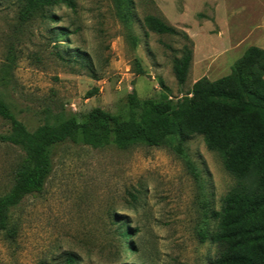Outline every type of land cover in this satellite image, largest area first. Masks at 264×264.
<instances>
[{"label":"rangeland","instance_id":"obj_1","mask_svg":"<svg viewBox=\"0 0 264 264\" xmlns=\"http://www.w3.org/2000/svg\"><path fill=\"white\" fill-rule=\"evenodd\" d=\"M75 1V9L60 4L23 19L22 0H0V96L30 130L47 110L116 113L132 92L177 100L200 79L230 75L249 47L264 49V0H133L128 18L115 0ZM149 16L188 33L193 60L184 84L174 61L188 42L149 29ZM60 27L69 32L56 38ZM76 49L84 60L58 55ZM10 128L0 117V195L25 158L2 140ZM235 183L201 134L161 146L65 144L44 192L11 211L15 236L0 231V264H66L69 254L77 264H214L219 220L206 211H220ZM122 222L132 247L119 235Z\"/></svg>","mask_w":264,"mask_h":264},{"label":"trees","instance_id":"obj_2","mask_svg":"<svg viewBox=\"0 0 264 264\" xmlns=\"http://www.w3.org/2000/svg\"><path fill=\"white\" fill-rule=\"evenodd\" d=\"M22 17L29 19L46 7L65 5L75 9V0H22ZM122 16L128 18L133 0H115ZM53 19L54 16L49 15ZM149 29L159 34L185 39L183 53L174 61L180 84L187 81L193 60L192 41L158 16L146 20ZM68 28L60 27L56 38L65 37ZM58 55L70 61L84 60L80 49ZM91 93V92H90ZM45 122L30 130L18 119L9 103L0 96V117L10 123L3 141L19 147L25 154L17 169L16 181L9 192L0 195V231L14 237L11 211L29 195L42 194L54 171L55 157L69 143L103 149L125 148L135 144L161 146L177 135L183 141L201 134L207 147L218 151L236 183L223 200L220 211L207 208L208 217L219 220L212 236L219 246L214 264H264V49L251 46L237 61L230 75L216 80L206 78L194 83L191 93L174 100L162 93L141 99L136 92L127 94L116 113L93 107L86 112L47 110ZM197 175V174H196ZM119 235L133 234L122 222ZM207 237L206 235L203 237ZM66 264H77L69 254Z\"/></svg>","mask_w":264,"mask_h":264}]
</instances>
